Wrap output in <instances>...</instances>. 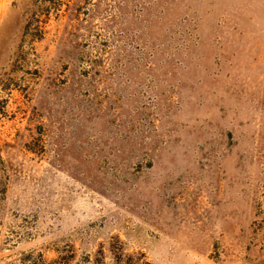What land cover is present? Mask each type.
<instances>
[{"label": "rangeland", "instance_id": "obj_1", "mask_svg": "<svg viewBox=\"0 0 264 264\" xmlns=\"http://www.w3.org/2000/svg\"><path fill=\"white\" fill-rule=\"evenodd\" d=\"M0 264H264V0H0Z\"/></svg>", "mask_w": 264, "mask_h": 264}]
</instances>
